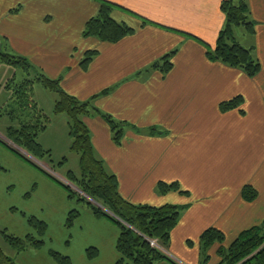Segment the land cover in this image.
<instances>
[{"label":"crops","instance_id":"0c3cea01","mask_svg":"<svg viewBox=\"0 0 264 264\" xmlns=\"http://www.w3.org/2000/svg\"><path fill=\"white\" fill-rule=\"evenodd\" d=\"M108 1L116 5L111 16L134 29L116 43L82 34L86 21L97 14L100 0H0V50L5 46V52L25 57L37 72L60 78L62 89L79 100L109 89L93 105L139 131L125 127L117 146L100 116L90 114L84 121L97 156L117 178L120 194L133 203L181 206L167 247H160L176 264H202L200 234L209 227L221 230L223 243H214L208 250L207 264H217L220 245L229 246L240 231L264 218V0H245L260 22L253 37L256 47L260 42L261 70L254 78L206 57L208 45L212 46L224 24L221 0ZM172 49L177 52L167 74L145 71ZM86 51L97 53L83 67ZM37 88L46 100V107L40 109L51 116L42 133L58 131L67 146L71 142L67 117L52 113L56 97L40 83L33 86L37 106ZM237 95L244 99L240 108L220 111L222 101ZM151 127L162 133L150 134ZM53 136L46 137L54 140ZM3 138L0 132V226L21 236L30 230L19 212L33 215L46 223L44 245L50 242L51 248L52 218L65 226L75 206L55 181L34 171ZM10 147L24 157L29 155ZM159 181H176L187 193L159 194ZM246 184L257 191L252 201L241 195ZM75 227L82 229L80 220L74 223L71 236ZM81 231L83 242L78 249L73 246L64 252L71 264L119 260L115 223L94 216V235L85 226ZM90 247L98 252L93 259L86 256ZM45 257V264H55L49 255Z\"/></svg>","mask_w":264,"mask_h":264},{"label":"trees","instance_id":"16d2710c","mask_svg":"<svg viewBox=\"0 0 264 264\" xmlns=\"http://www.w3.org/2000/svg\"><path fill=\"white\" fill-rule=\"evenodd\" d=\"M99 6L97 14L90 17L85 23L82 33L84 37H95L104 42L116 43L133 33L134 29L130 25L117 21L111 16L115 4L108 0H100ZM219 9L224 15V24L217 34L214 45H208L206 49L207 59L238 69L249 78H254L261 70V63L254 55V47L242 46L233 36V29L238 26H243L249 35L255 34L253 22L248 21L250 11L246 1L239 0L238 3H235L234 0H221ZM141 20L143 24L146 23L145 19ZM176 52V49L168 51L145 68V71L157 70L162 75L167 74L173 66L172 59ZM96 53V51H86L80 64L85 67ZM0 63L18 68L25 75L17 80L14 74L5 84V88L11 91V97L6 104L0 105V120L4 117L8 119L4 136L30 156L39 160L46 159L49 163H53L51 153L42 148L37 137L46 129L51 116L38 108L33 99V86L35 83H40L45 89L56 95L52 113L63 114L67 117L68 134L71 140L69 150L78 155L79 173L76 174L69 170L66 172L65 179L90 200L83 196L76 197L69 186L57 181L46 171H42L53 181L66 188L69 199H73L77 203H84L95 217H105L118 226L119 235L116 250L120 258L114 264H155L160 261L176 264L152 242L156 241L160 246L167 247L171 231L178 222L181 206L169 203L154 206L146 203H133L125 199L119 192L116 176L108 171L92 145L90 130L84 121V118L90 114L100 116L108 124L112 140L117 146L122 143L125 127L130 126L132 130L139 131L138 128L125 121L116 120L110 114L93 105L92 101L98 95L107 93L109 89L88 100H79L62 89L60 78H49L43 73L37 72L23 56L12 55L0 50ZM243 101V97L237 95L232 99L222 101L219 104V109L225 112L240 108ZM240 111L243 112V110ZM157 132L162 133L155 127L149 129L150 134ZM6 146L22 159L27 160L20 152L13 150L11 145ZM65 161L66 158L57 165L62 166ZM156 190L159 194L169 191L187 193L180 188L176 181L169 183L159 181ZM241 195L244 200L252 201L256 198L257 191L250 184H246L241 190ZM11 211L15 212L16 209L12 208ZM21 214L34 233L19 237L6 228L0 227V238L15 253L40 249L44 245L46 223L33 215ZM79 215L80 212L77 208L69 211L65 226L71 229ZM224 239V233L215 227H209L202 231L199 238L202 264H207L209 260L210 246L214 243L222 244ZM97 254V249L94 247L86 250V256L89 259L95 258ZM217 255L220 258L217 264H264V218L260 223L240 231L229 246L220 245ZM49 256L56 264H71V259L68 256L56 250L50 249ZM0 264L18 263L6 255L0 246Z\"/></svg>","mask_w":264,"mask_h":264},{"label":"rangeland","instance_id":"374dc122","mask_svg":"<svg viewBox=\"0 0 264 264\" xmlns=\"http://www.w3.org/2000/svg\"><path fill=\"white\" fill-rule=\"evenodd\" d=\"M246 1H249V0H246ZM234 2L238 3L239 0H234ZM253 14H251V12L249 13L248 21H252L255 28H256L258 24L260 25V22H258V20L255 18V17H257V14L255 11H253ZM233 36L236 39V41L239 42L242 46L248 47V48L249 47H255V48H253V49H255L254 55L256 57H258V56L261 57L262 52L260 51V49L258 47V43H260V42L257 43V47H256L255 46L256 45V38L253 37V35H249L248 33H246L243 26L235 27L233 29ZM213 45H214V42H213L212 46ZM5 49L6 48L4 46L2 48V51L4 52ZM7 53L10 54L12 52L8 51ZM12 54H14V53H12ZM8 68L11 69L12 71L10 72ZM14 74L17 77V80H20L23 76L25 77V75L22 73V71L20 69L11 67L10 65H7L4 63H0V105H4L10 100L11 92L5 88V84L7 82L6 81L7 76H9L11 78ZM43 90H45V92H48L49 94H51V96L55 95L54 93H51L47 89H43ZM38 92L39 91L37 88L36 89V99L39 102L38 108L46 107V100L41 98V96L39 95ZM55 97H56V95H55ZM45 113L50 115L47 111H45ZM3 123H5V127H6V125L8 124V119L3 118L0 121V132H2V133L4 132L3 129L5 128V127L2 128ZM48 132L49 131L46 132V135L42 132L39 133L37 140L41 144L43 149L50 151L51 159L53 160V163H49L46 159L39 160V159H36L34 157H31V156H30L31 157V159H30V158H28L29 155L28 156L25 155L26 156L25 158L28 160V161L27 160L26 161L28 162V164L31 165V167L33 168L34 171L44 173L42 170H45L48 173H50V175H52L54 178H56L57 181L69 186L71 188L72 192H74L76 197L83 196V197L89 199L87 196H84L83 193L78 191L73 185H71L65 179L66 172L69 170H72L76 174L79 173L78 155H76L75 153H73L69 150L70 144H67V146H66L64 144V142H62V140L64 139V136L62 137L58 131L54 130V131H50V133H48ZM52 133L55 135V136H53L55 139L54 140H48L46 136H48V134H52ZM21 152H23V150H21ZM64 158H66L65 163L62 166H58L57 163L61 162ZM13 169L15 170V168H13ZM55 183L65 193L66 200L68 202H70L73 206H75V208H77L79 210L81 215L79 216L78 220H80V222L83 225L82 229L84 228V226L86 228H89L91 231V234L93 236L94 235V215L86 208V205L84 203H77V202H75V200L69 199L68 192H67L66 188L59 185V183H57V182H55ZM93 203L96 204L94 201H93ZM83 211L87 212L89 214L88 216L90 218H92L93 220H90L89 217L84 216L86 214L82 213ZM19 214L22 216L21 212H19ZM22 218L25 219V217H23V216H22ZM25 221H26V219H25ZM27 227H28V230H30V232L34 233V231L28 226V224H27ZM49 228H50V232L52 234L51 245L53 248L52 247L49 248L50 242H47L46 245H43L38 250L29 249V250L21 252V253H15L14 250L6 242H4L1 238H0V246L3 250V252L6 255L12 257L13 260L15 262H17L18 264H45V262L47 260L45 255L46 256L49 255L50 249L56 250L57 252L64 254V252L71 250V248L73 246L75 249H78V247L83 242V237L81 236V233H80V232H82L81 231L82 229L80 227L78 228L79 231H76L77 227H75V229H74L75 232H74L73 236H71L72 228L69 229L66 226L62 227V223L59 224L57 218L53 217L50 224H49ZM30 232H27V233H30ZM27 233H21L20 234L21 236H19V237H24ZM43 238L45 239L46 235ZM153 243H154L153 245H155L158 248L162 247L156 241H153ZM45 247H47V251L43 250ZM64 255H66V254H64Z\"/></svg>","mask_w":264,"mask_h":264},{"label":"built area","instance_id":"2783aa9c","mask_svg":"<svg viewBox=\"0 0 264 264\" xmlns=\"http://www.w3.org/2000/svg\"><path fill=\"white\" fill-rule=\"evenodd\" d=\"M5 141H6V143H8V145H11L12 147H16V148H18L17 146H15L14 144H12L7 138H3ZM152 244H154L153 242H152Z\"/></svg>","mask_w":264,"mask_h":264}]
</instances>
